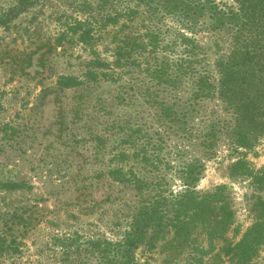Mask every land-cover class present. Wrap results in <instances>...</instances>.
<instances>
[{
    "label": "rangeland",
    "instance_id": "rangeland-1",
    "mask_svg": "<svg viewBox=\"0 0 264 264\" xmlns=\"http://www.w3.org/2000/svg\"><path fill=\"white\" fill-rule=\"evenodd\" d=\"M83 1L0 0V232L16 238L19 247L17 251L14 247L1 250L0 264H74V255L66 260L59 248L51 246L52 237L61 230L118 238V228L112 225L115 215L127 209L124 204L132 206L135 193L121 186L108 188L95 179L92 187H81H88V179L107 167L109 153L132 132L139 146H145L146 155L151 149L158 154L156 170L138 164L141 155L129 161L128 166L141 178H162L170 190L178 191L182 170L193 164L201 170L197 189L226 186L234 223L224 239L227 245L235 244L260 218L264 182L257 178L264 181V173L256 179L235 175L231 165L244 157L255 172L264 171V141L254 149L237 150L227 126L231 115L216 100H203L194 110L188 108L186 124L170 122L154 97L157 101L164 98L168 104L179 101V111V105L191 104L190 89L183 88L186 83L178 91L164 90L133 68L126 69L116 82L101 77L103 70L90 63L93 52L100 59H110L115 31L121 24L127 27L118 36L124 31L144 35L159 28L164 41L176 43L167 56L182 50L176 35H189V31L178 17L153 14L149 7L140 6L133 19L120 18L118 26H106L95 34L90 46L83 45L78 42L79 33L65 32L76 17L85 18ZM89 1L94 5L98 0ZM215 1L234 5L233 0ZM133 4L121 0L116 6L125 10ZM205 31L196 35V42L212 66L229 52L230 39L224 33ZM60 76L83 84L62 90L57 85ZM113 125L122 130L116 134L118 129L109 130ZM98 135L103 137L101 145ZM127 145L124 148L132 153L134 149ZM13 182L26 184L7 188ZM107 195L110 200L101 202ZM95 201L99 204L94 205ZM15 213L23 220L13 218ZM194 235L197 238L192 244L172 249L159 244L152 252L139 248L135 256L142 264H231L224 256L222 241L197 262L200 252L195 247L207 246L203 234L195 231ZM247 264H264V244Z\"/></svg>",
    "mask_w": 264,
    "mask_h": 264
},
{
    "label": "trees",
    "instance_id": "trees-1",
    "mask_svg": "<svg viewBox=\"0 0 264 264\" xmlns=\"http://www.w3.org/2000/svg\"><path fill=\"white\" fill-rule=\"evenodd\" d=\"M119 1L98 0L93 5L84 0L85 18L76 17L65 32L79 33L78 42L90 46L98 31L108 25L118 26L122 17L133 19L141 6L149 7L153 14L178 17L189 35L177 34L176 41L182 50L167 56L169 48L176 43L164 41L159 28H153L144 35L124 31L118 36L127 27L123 23L115 31L110 59H100L97 52H93L95 57L90 63L96 70H103L99 74L101 77L116 82L127 72L126 69L133 68L164 90L178 91L186 83L187 87L183 88L189 87L191 104L179 105V111L176 110L179 101L168 104L164 98L157 101V96L154 97V102L170 122L186 124L190 114L188 108L193 109L203 100H216L231 115L227 126L237 150H251L264 141V0H233L232 6L221 5L215 0H126L134 3V7L125 10L117 8ZM106 6L109 7L104 10ZM203 30L214 35L224 33L230 39L229 52L215 60L212 66L198 51L196 35ZM82 84L79 79L69 76L57 79L58 88L62 90ZM115 129H118L116 134L122 130L118 125L109 127V130ZM133 134L125 135L126 138L112 149L113 153H109L107 167L88 179V187H81V190L92 187L95 179L108 188L121 186L135 193L132 206L124 204L127 209L115 215L112 225L118 228L115 233L118 238L110 239L99 232L61 230L59 235L52 237L51 246L59 248L66 260L74 255V264H142L135 256L139 248L152 252L159 244H168L171 249L189 245L196 240L194 233L197 231L205 236L207 246L195 247L200 252L197 262H202V256L212 251L217 241H222L221 248L229 263H249L258 247L264 244V203L259 206L260 218L241 239L232 245L225 244L224 237L234 223L224 193L226 186L219 185L211 191L197 189L201 170L193 164L182 170L178 191L170 190L162 178H141L133 166H128L129 161L141 155L138 164L156 170L158 154L151 149L152 153L146 155L145 146L141 148ZM96 139L99 145L103 144L102 136L98 135ZM125 144L134 149L132 153L124 148ZM231 173L256 179L264 171L255 172L249 162L240 157L232 163ZM261 180L257 178V182H264ZM9 184L7 188L19 189L26 183ZM109 200L107 195L101 202ZM98 204L95 201L94 205ZM12 215L19 222L23 220L16 213ZM13 247L15 251L19 250L16 238L0 232V251Z\"/></svg>",
    "mask_w": 264,
    "mask_h": 264
}]
</instances>
